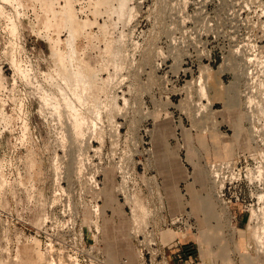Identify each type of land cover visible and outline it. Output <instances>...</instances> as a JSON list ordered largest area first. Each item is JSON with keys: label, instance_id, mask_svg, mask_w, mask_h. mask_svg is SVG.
Wrapping results in <instances>:
<instances>
[{"label": "rangeland", "instance_id": "rangeland-1", "mask_svg": "<svg viewBox=\"0 0 264 264\" xmlns=\"http://www.w3.org/2000/svg\"><path fill=\"white\" fill-rule=\"evenodd\" d=\"M173 1L174 27L184 26L186 0H0V264H59L85 244L119 262L129 253L120 175L156 185L148 177L165 168L200 258L243 261L224 256L236 244L217 232L226 213L208 164L258 154L264 169V79L249 84L234 57L223 73L202 65L215 110L180 113L156 66ZM112 224L116 248L103 232Z\"/></svg>", "mask_w": 264, "mask_h": 264}, {"label": "built area", "instance_id": "built-area-1", "mask_svg": "<svg viewBox=\"0 0 264 264\" xmlns=\"http://www.w3.org/2000/svg\"><path fill=\"white\" fill-rule=\"evenodd\" d=\"M186 2L187 24L174 27L173 1V10L166 26L167 35L158 44L156 66L159 79L165 86V97L172 101L174 95L180 96L175 106L180 113L200 115L215 110V104L207 96L209 81L200 69L202 65L205 70L220 69L229 57H234L243 63L249 84L256 79H264V0L243 3L240 0ZM199 16L203 17L202 27L192 20ZM250 20L253 21V28L244 29L243 26L246 27ZM174 66L177 67L176 73ZM258 67H261L260 70ZM195 71L198 72L196 76ZM249 88L252 95L254 90ZM148 132L149 128L145 129L146 135ZM252 156L242 154L237 158L214 161L208 164V168L211 180L217 187V197L224 207L239 203L247 213L246 227L253 235L248 248L255 253L256 264H264V232L261 230L264 226V169L255 160L258 154L255 158ZM250 159L258 165L249 167ZM120 177L121 198L130 218V233L138 264H169L166 251L170 244L162 240L159 223L163 222L170 233L184 236L194 234L196 227L193 221L187 213L165 220L164 197L155 175L149 176L148 181L154 179L156 185L143 181L134 170ZM137 177L139 181L136 184ZM90 178L93 187L100 190L95 174ZM100 201L98 198L93 208L97 215ZM95 232L99 233L96 226ZM84 237H80L79 242ZM91 240L96 242L94 237ZM59 264L107 263L100 250L94 251L92 244L89 247L85 244L82 248H75L67 260H59ZM178 264L204 263L200 257H196Z\"/></svg>", "mask_w": 264, "mask_h": 264}, {"label": "crops", "instance_id": "crops-1", "mask_svg": "<svg viewBox=\"0 0 264 264\" xmlns=\"http://www.w3.org/2000/svg\"><path fill=\"white\" fill-rule=\"evenodd\" d=\"M164 157V156H163ZM172 158V157H171ZM168 161L171 159H162L161 161ZM174 161V158L172 159ZM166 167V166H165ZM167 170V171H166ZM169 169L165 168V171L163 172H156L155 177L157 180V185L160 188L165 202V212L164 217L165 220L173 217L174 215L183 213V209L180 207V203L183 201V198L176 196L174 197V185H167L166 184V176L164 177L163 173H169ZM170 176V175H169ZM168 176V177H169ZM172 177H174V173L171 174ZM174 182V181H173ZM122 198L118 195V201L122 206L123 212L127 219V236L129 240V246H128V255H124L119 262H114L112 259L108 260L106 262L107 264H138V257L135 251V245L134 241L131 237L130 233V218L127 214V208L124 202L121 201ZM192 208V207H191ZM224 208V207H223ZM193 209V208H192ZM225 209V217H223L221 214L219 215L218 219H216L218 223V226H220V229L217 231L219 235H221V239L223 241H233L236 244V249H231L227 253H224V256L228 257V254L230 257H241L243 258V261H234V263L231 264H256L257 260L254 259V255L247 251V213L243 211L242 205L239 203H233L228 208ZM187 211V208L186 210ZM195 211V210H194ZM217 217V216H216ZM220 218V219H219ZM198 221V219H197ZM199 222V221H198ZM199 224V223H198ZM114 224L108 225L107 229L104 228L103 232L107 231L108 237L106 238L108 244L114 248L119 246L120 238L117 237L116 234H114ZM160 229L161 236L163 237L162 240L165 242H169L170 248L166 251L168 255L169 264H178L180 262H183L187 259L201 257L202 258V252L208 254L205 252V248H201L199 243L195 240V238L192 235H179L170 233L167 228L163 226V222H160L158 225ZM111 228V229H110ZM223 231V232H222ZM104 234V233H103ZM223 234V235H222ZM177 241H179L177 243ZM207 250V249H206ZM114 252V251H113ZM101 253L104 257V260L108 258L107 251L105 250V247L103 248V251L101 250ZM107 257V258H106ZM204 258V257H203ZM204 264H225L222 260H212L209 261L206 258L202 259ZM228 264V263H226Z\"/></svg>", "mask_w": 264, "mask_h": 264}, {"label": "bare ground", "instance_id": "bare-ground-1", "mask_svg": "<svg viewBox=\"0 0 264 264\" xmlns=\"http://www.w3.org/2000/svg\"><path fill=\"white\" fill-rule=\"evenodd\" d=\"M233 63V62H232ZM238 64V63H237ZM224 68H223V66L219 69V71L221 72V73H223L224 72ZM213 73V72H212ZM216 75V74H215ZM217 77V76H216ZM217 79V78H216ZM219 83H220V81H219ZM228 90V89H227ZM232 90V89H231ZM231 90H230V92H231ZM229 92V91H228ZM230 95V94H229ZM261 230L264 232V226L263 227H261ZM262 242V241H261Z\"/></svg>", "mask_w": 264, "mask_h": 264}]
</instances>
